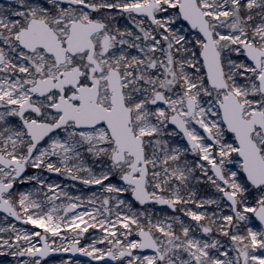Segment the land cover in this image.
<instances>
[{
	"label": "snow or ice",
	"instance_id": "6c2138e0",
	"mask_svg": "<svg viewBox=\"0 0 264 264\" xmlns=\"http://www.w3.org/2000/svg\"><path fill=\"white\" fill-rule=\"evenodd\" d=\"M0 256L264 264V0H0Z\"/></svg>",
	"mask_w": 264,
	"mask_h": 264
},
{
	"label": "rangeland",
	"instance_id": "374dc122",
	"mask_svg": "<svg viewBox=\"0 0 264 264\" xmlns=\"http://www.w3.org/2000/svg\"><path fill=\"white\" fill-rule=\"evenodd\" d=\"M54 175V174H53ZM60 179H63L62 177ZM69 183H71V181H68ZM75 191V190H73ZM28 227H33L31 225H29ZM11 258L10 257H6V256H0V264H4L5 261H8L10 260ZM58 259V258H57Z\"/></svg>",
	"mask_w": 264,
	"mask_h": 264
},
{
	"label": "water",
	"instance_id": "95a60500",
	"mask_svg": "<svg viewBox=\"0 0 264 264\" xmlns=\"http://www.w3.org/2000/svg\"><path fill=\"white\" fill-rule=\"evenodd\" d=\"M68 255H71V254H63V253H53V254H51V256L53 258L60 257V256H66L67 257Z\"/></svg>",
	"mask_w": 264,
	"mask_h": 264
},
{
	"label": "flooded vegetation",
	"instance_id": "af4514ba",
	"mask_svg": "<svg viewBox=\"0 0 264 264\" xmlns=\"http://www.w3.org/2000/svg\"><path fill=\"white\" fill-rule=\"evenodd\" d=\"M55 175V174H54Z\"/></svg>",
	"mask_w": 264,
	"mask_h": 264
}]
</instances>
